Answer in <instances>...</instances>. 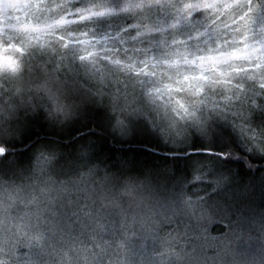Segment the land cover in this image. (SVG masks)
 Instances as JSON below:
<instances>
[{
  "label": "clouds",
  "instance_id": "obj_1",
  "mask_svg": "<svg viewBox=\"0 0 264 264\" xmlns=\"http://www.w3.org/2000/svg\"><path fill=\"white\" fill-rule=\"evenodd\" d=\"M37 47L17 45L16 69L0 67V158L5 161L0 165V264H21L18 253L34 247L38 237L51 248L46 264H136L133 257L121 262L107 251L135 234L154 236L171 252L169 264H189L191 239L203 235L209 217H220L215 220L224 226L220 235L235 236L251 229L254 221L264 226V204L252 199L253 189L228 188L226 181L214 180L203 194L189 193L176 187L171 171L160 178L164 168L156 170V179L148 170L147 178L140 173L122 177L107 165L79 160V150L65 157L62 151L45 154L43 145L34 144L22 163L6 156L15 151L11 143L21 140L33 118L53 126L79 118L73 105L80 85L60 67L29 59ZM198 115L212 120L225 114H206L202 108ZM153 119L161 140L173 146L188 128L195 129L175 117L174 124L163 116ZM238 132L248 152L264 156V128L245 125ZM68 215L79 221V228L65 219ZM101 220L119 224V236L110 245L101 241Z\"/></svg>",
  "mask_w": 264,
  "mask_h": 264
},
{
  "label": "rangeland",
  "instance_id": "obj_2",
  "mask_svg": "<svg viewBox=\"0 0 264 264\" xmlns=\"http://www.w3.org/2000/svg\"><path fill=\"white\" fill-rule=\"evenodd\" d=\"M116 1L132 4L133 11L123 14L131 17L129 23L119 22L117 17L123 16L119 13L107 14L108 9L114 11ZM228 1L12 0L0 5V20L11 19L0 29V36L10 35L0 37V67L6 55L15 59L13 48L17 45L38 46L29 59L60 67L80 85L79 99L73 107L95 97L99 103L108 97L114 99L109 88L112 82L119 84L113 88L118 91L117 100L110 102L117 106L120 119L126 121L121 125L122 133L129 130L127 125L139 120L157 125L154 115L166 117L173 124L175 117L190 122L195 129L188 128L183 139L169 147L199 143L192 140L196 133L203 145L213 148L219 142L214 138L219 140L222 132H236L234 143L248 152L238 129L245 125L264 128V59L254 56L258 50L251 52L247 47L262 36L260 23L253 21L247 29L240 23L221 31L220 26L246 8V1L239 0L236 8L224 12L214 24L213 33L202 39L199 35L201 27L215 17L212 10ZM191 11L193 15L184 16ZM160 20L167 23L157 26ZM149 24L151 39L150 30L144 32ZM169 100H179L187 111L173 110V105L166 104ZM202 108L206 114L225 115L222 119H201L198 113ZM203 162L204 171L214 170L213 163ZM39 241L43 239L38 237L36 244Z\"/></svg>",
  "mask_w": 264,
  "mask_h": 264
},
{
  "label": "trees",
  "instance_id": "obj_3",
  "mask_svg": "<svg viewBox=\"0 0 264 264\" xmlns=\"http://www.w3.org/2000/svg\"><path fill=\"white\" fill-rule=\"evenodd\" d=\"M142 6L143 4L140 5ZM132 9V4L116 1L114 11L111 8L106 12L108 15H123ZM191 13L194 12H187L184 16L193 15ZM130 18L124 15L117 17L119 22L124 23H129ZM148 21L151 22V19ZM157 23V26H161L167 21L160 20ZM169 25L167 27H170ZM148 30V37L151 39L150 24L145 27L144 32ZM153 32L161 35L158 31ZM127 43L129 44L128 41ZM117 87L119 84L115 86L112 82L109 88L114 99L108 97L110 100L107 98L99 103L98 97H95L89 103L75 106L79 118L74 122L53 126L42 117L33 118L21 140L11 143L10 147L15 151L6 156L14 155L22 163L28 159L30 148L34 144L43 145L45 154L62 151L65 157H74L79 150V160L107 165L109 170L117 171L122 177L128 173H140V177H146L148 170L151 178L156 179V170L164 168L159 172V177L163 178L171 171L172 179L176 180V187L189 193L203 194L214 180L226 181L228 188L253 189L255 196L252 199L264 204V157H254L236 145V132L229 135L222 132L219 140L214 138L215 142H219H216L218 146L213 148L203 145L202 138L196 133H193L192 140L195 143L200 141L199 143L169 147L158 135L157 125L153 126L144 120L127 125L129 130L124 134L121 132V125L126 121L120 119L117 106L111 103L112 100H117L115 96L118 91H113V88ZM204 160L214 164L213 171L203 170ZM4 164L5 161L0 158V165ZM140 177L130 176V179L135 181ZM65 219L73 224L74 228L80 227L74 216L68 215ZM219 219L220 217H209L207 227L202 229L203 235L199 238L192 237L187 257L189 264H225V261L229 264H264V226L254 221L251 229L238 232L235 236L228 233L220 235L224 226L215 223V220ZM99 226L102 243L110 245V242L119 236L118 223L101 220ZM41 239L42 243L39 241L34 247L18 253L21 264H46L51 248L45 245L43 237ZM121 244L122 246L115 250L107 247V251L112 252L121 262L133 257L136 264H169L172 259L171 252L151 235H128L122 238Z\"/></svg>",
  "mask_w": 264,
  "mask_h": 264
},
{
  "label": "flooded vegetation",
  "instance_id": "obj_4",
  "mask_svg": "<svg viewBox=\"0 0 264 264\" xmlns=\"http://www.w3.org/2000/svg\"><path fill=\"white\" fill-rule=\"evenodd\" d=\"M10 1H12V0H0V5L1 4H4V3H6V2H10ZM241 1H244V0H241ZM246 1V0H245ZM229 2H231V0L230 1H228L227 3H229ZM259 4H264V0H252V6L253 7H255V6H257V5H259ZM237 6V5H236ZM236 6L235 7H233V8H231V9H224L223 8V5H221L218 9H216V11H214V10H212V13L215 15V17L213 18H211L209 21H208V23H206V24H204V26L203 27H201V30H199L200 31V33H199V35H200V38L202 37H205V36H207L208 34H211V33H213L214 31H215V29H216V27H214V24H217L218 22H219V19L222 17V14L224 13V12H227V11H230V10H233L234 8H236ZM248 4H247V2H246V8L244 9V11L243 12H245L246 10H247V8H248ZM19 12V11H18ZM35 12V11H34ZM38 12H40V8L37 10V13ZM243 12H241L238 16H235L232 20H230L229 22H227V23H225V24H223L222 26H220L221 27V31H223L224 29H226V28H233L234 26H238V25H240V21L237 19L240 15H242L243 14ZM210 13H211V10H210ZM5 16V15H4ZM3 16V17H4ZM4 19H6L7 21H9V20H11V19H7V18H5L4 17ZM262 19H264V18H262ZM7 21H5V20H0V29H2V27L3 26H5V23L7 22ZM15 22H18V21H15ZM256 22H259L260 23V28L262 29L261 30V32H263V34H262V36L260 37V38H257V41H253L251 44H249L247 47H249V51H251V50H258V53H257V55H254L255 57H260V59H264V24H262L261 23V17H260V15L259 14H257V16H256V18H255V21L253 22V24H255ZM14 23V22H13ZM229 28V29H230ZM228 30V29H227ZM1 32V31H0ZM228 34H230V30L229 31H227V35ZM0 35H2V34H0ZM10 36V35H9ZM9 36L8 35H4V37L3 36H0V37H2L3 39H5V38H9ZM199 38V39H200ZM201 38V39H202ZM263 48V49H262ZM262 49V51H260L259 52V50H261ZM252 52V51H251Z\"/></svg>",
  "mask_w": 264,
  "mask_h": 264
},
{
  "label": "snow or ice",
  "instance_id": "obj_5",
  "mask_svg": "<svg viewBox=\"0 0 264 264\" xmlns=\"http://www.w3.org/2000/svg\"><path fill=\"white\" fill-rule=\"evenodd\" d=\"M247 4L249 5L247 10L245 12H243L242 15H240L237 19L242 23V25L244 26L245 29H247L250 24L255 21V18L257 16V14L260 15L261 17V23L264 24V4H259L255 7L252 6V0H246ZM239 0H231V2L229 3H225L223 5L224 9H231L233 7H235L236 5H238ZM5 64L3 66L7 67L8 69L11 70H15L17 67V62L14 59V57L10 56V55H6L5 56ZM166 104L169 105H173V110L178 111V110H183V111H187V109L185 108L184 104L181 103L179 100L176 101H166ZM0 151H2V149H0ZM207 151V150H206Z\"/></svg>",
  "mask_w": 264,
  "mask_h": 264
}]
</instances>
